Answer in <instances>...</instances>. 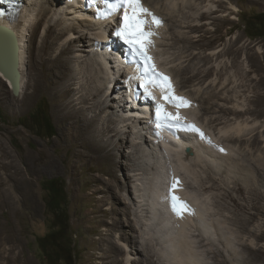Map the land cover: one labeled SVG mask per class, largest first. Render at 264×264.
<instances>
[{"label": "bare ground", "instance_id": "obj_1", "mask_svg": "<svg viewBox=\"0 0 264 264\" xmlns=\"http://www.w3.org/2000/svg\"><path fill=\"white\" fill-rule=\"evenodd\" d=\"M147 1L152 0H142L144 6L148 7L162 21L160 26L152 24L150 27L154 35L150 38L152 44L148 48L149 55L153 58L156 70L170 78L174 94L184 97L189 102L186 107L177 109L172 104H166L161 98L159 89L155 88L149 90L156 100L142 101L140 95L144 94L143 90L135 99L132 90L138 89V84L142 81L134 79L130 72L131 69L120 63L118 55L123 51V44L113 36L114 31L120 26L118 16L122 15L121 12L103 20L95 18L96 9H84L77 0H21V9L15 13L14 17L8 18L0 15V25H4L14 33L18 45L21 88L17 98L23 99V104L26 105L29 99L24 95L25 83L29 81L28 84L31 85L35 93L42 89V78L48 81L50 95L53 97L57 93L56 97L60 99L59 104L56 105L59 110L57 119L67 122L66 132H68L69 138L83 149L75 151L76 157L81 159L85 156H93L108 147H115V149L127 148L128 156L134 158V160L132 159L134 169L131 174L124 176V179H130L133 184L131 186L133 194L131 201L135 208L134 214L137 216L139 227L135 228L129 223L130 210L127 208L125 211L121 210L122 214L126 216L124 222L126 226L121 218L113 219L110 224L111 230L118 229L119 240L128 239L133 245L131 247L134 248V251L133 249L129 250V247H126V250H120L125 253L126 263L143 264L145 261V264H160L163 260L165 264H200L199 257L193 251L192 242H190L192 239L190 238L191 240L188 241L187 233L190 228H194L199 231L198 236L204 237L206 240H210L216 235L222 245L231 248L233 241L231 242L224 236L220 224L211 219L210 208H206L208 204L205 203L208 201L212 203L207 192H213L216 190L215 185H220L219 180L215 179L213 175H218L222 171L221 168L224 167L226 161H232V165L229 167L230 171L225 169L226 171L238 173V176L245 180L244 182L247 181L251 185H255L257 182V173L261 172L259 174L264 175V157L261 162L256 161L260 163L258 164L259 168L253 165L251 156L249 164H239L240 160L235 161V151L233 154V148L229 146V144L237 142L247 144L252 149L255 145L264 142V136L261 134L262 131L264 132V120L257 119V111L250 104L252 101L245 106L233 104L238 98L245 96V86L238 82L234 85L231 75L227 74L229 68L240 66L239 54L242 47L240 45V47H236L239 38H234L228 46L214 49L206 54L205 50L209 47L211 38L208 39L209 37L205 34L195 35L201 31L206 33L204 29L212 23L202 22L204 18L218 14L219 9L224 7V3H230L231 0H206L205 10L199 14L191 13L196 0H167L170 9L166 8L167 13L165 12V14L169 22L184 31L171 30V28V31L168 30L163 17L164 13H161L152 4L155 0L150 2L151 4L145 3ZM196 5L198 7L199 4ZM178 6L179 9H183V13L176 14ZM231 10H235L233 5ZM0 13H2L1 9ZM180 15L183 20L181 19L177 25L179 20L175 18ZM169 43L183 45L182 48L185 51L181 52L177 58L185 64L182 63L179 66L175 64V60L171 59ZM161 49L164 52L163 50L159 51ZM245 49L248 50V46L245 45ZM186 50L190 52L186 53ZM68 54H71V57L65 59L64 56ZM247 55L249 54H246V59H248ZM221 58H231V66L227 63L218 64V66L211 65L213 61L217 62ZM178 59L177 61H179ZM169 65L176 70L178 75H183L181 81L177 82L176 74L168 67ZM123 71L125 74L122 73ZM252 71L248 69L246 74L249 75ZM213 75L215 76L214 81L207 85V88L211 90L205 92V96H201L199 103L205 113L213 114L207 124L213 125L217 130L216 133L209 125L201 124L195 117L193 109H195L197 101L193 99V95L189 94L190 90H185L190 86L188 84H192L191 86L201 85ZM226 75H228V79ZM112 78H114L115 85L111 82ZM260 80L261 78H259ZM0 82L11 92L9 81L1 73ZM111 83L112 86H110ZM257 84L246 88L251 94L253 93L251 97L263 98L256 90L260 88ZM118 88L122 91L109 96V89L117 91ZM197 90L199 91V88ZM157 103L165 104L169 112H179L181 117L187 119L190 124H195L201 130L204 134L203 137L197 132L185 130L179 131L178 138L158 130L153 131V116L156 114ZM112 109L115 110L114 113L107 111ZM258 112L264 114V109ZM86 114H91L92 119H88ZM105 120L108 124L102 126L98 124L99 121ZM117 135L125 137H119L114 143L111 138ZM108 136H110L109 139L103 140V137L108 138ZM121 155L123 156V154ZM10 164L12 177L17 173L20 174L16 160L12 159ZM147 173L150 174V177L142 176ZM174 178L178 179L181 185L176 194L186 201L191 209V212H185L182 216L173 212L169 199V188ZM222 182L224 184V181ZM193 183H197L202 197L200 194L194 193L195 190H188ZM112 186L114 187V185ZM228 187L234 190L242 189L234 181ZM106 189H111V186H107ZM249 189L247 190L251 194L257 193L254 186ZM121 190H126V188L120 187L116 191L118 203L121 200ZM221 194V196L218 194L219 196L215 197V203L218 206L221 205V201L230 196L226 192ZM251 200L254 199L248 201L250 208L236 200H231L233 204L230 209L237 212L231 220L237 225L239 224L250 237L262 241L264 240V230H262L264 218L262 220L261 217L264 216V209L256 207ZM256 218L262 220L263 225L255 228L253 222ZM148 226H152L154 229L151 240H146L143 237V235H147L145 232L149 229ZM135 229L139 230L143 237V242L140 245L139 237L137 238L133 234V230L137 231ZM237 230L240 229L237 228ZM152 240L156 244H162L160 250L158 246V249L156 245L154 247ZM243 246L248 255L247 258L244 256L247 264H254V262L264 264V247L248 243ZM114 248L118 252L119 247L114 246ZM131 253L144 255V260L131 258ZM154 257L156 261L153 260ZM9 258L10 255H8L7 261L12 262ZM226 263L222 259L216 260V264Z\"/></svg>", "mask_w": 264, "mask_h": 264}, {"label": "rangeland", "instance_id": "obj_2", "mask_svg": "<svg viewBox=\"0 0 264 264\" xmlns=\"http://www.w3.org/2000/svg\"><path fill=\"white\" fill-rule=\"evenodd\" d=\"M205 1L196 0L191 13L196 12L199 14L204 11V6L207 5ZM150 2H153V0L145 3ZM154 3H152L153 6L155 5L161 13L165 14L167 9H170L167 0H155ZM196 4H199L198 7ZM232 5L235 10H231ZM176 10V14L183 13V9H179V6ZM219 10L218 14L205 17L202 21L208 24L212 23L204 29L206 33L201 31L195 33V35L205 34L209 37L208 39L211 38L210 45L205 50L206 54L214 49L228 46L234 38H239L236 47H242L239 54L240 66L229 68L227 74L231 75L234 85L238 82L245 86V96L238 98L236 102L233 101L235 102L233 104H243L245 106L252 101L250 104L257 111V119L264 120V114L258 112L264 109V0H231L230 3H224V7ZM164 14L167 29L180 31V27L173 26V23L171 22V24L167 15L164 16ZM175 19L179 20L177 21L178 25L182 17L180 15ZM190 34L193 35L194 33ZM166 42L168 43V41ZM181 45V43H177L169 48L171 59L175 60V64L179 66L183 62L177 57L185 51L182 48L183 45ZM245 45L248 46V50L245 49ZM162 48L164 49V47ZM188 52L190 51L186 53ZM246 54H249L247 55L248 59H246ZM70 57L71 54L64 56L65 59ZM230 59L221 58L217 62L213 61L211 65L218 66V64L227 63L231 66ZM170 69L176 74L177 82L181 81L183 75H178L173 67H170ZM248 69L253 70L249 74L250 76L253 75L251 76L253 79L246 74ZM228 75H226L227 79ZM214 78V75L211 76V80L208 79L207 82H204L205 84L201 83V85L191 86L192 84H188L190 86L185 90H190L191 93L188 91L189 94L193 95V99L197 101L195 109H193L195 117L201 124L209 125L216 133L217 130L214 129V126L210 123L207 124L208 121L210 122L208 119L213 114L211 112L205 113L200 108L199 103V99L205 96V92L211 90L207 88V85L214 81ZM259 78H261V83ZM28 83L29 81L25 83L24 95L29 99V102L25 105L23 99L20 100L14 97L0 82V264H48L46 257L49 258L52 254L50 250L43 251L39 248L37 238L49 233L53 227L55 229L57 222H61V225H67L66 235L71 242L70 255L73 264H127L125 253L120 250H126V247H129V250L132 251L133 249L134 251V248L131 247L132 243L128 239L119 240L118 229L111 230L110 224L113 219L118 218H121L124 223L126 216L122 214V211L127 208L130 210L129 223L135 228L139 227L137 216L134 214L135 208L131 201V197H133L131 186L133 184L130 179H124V176L131 174L134 169V158L128 156L127 152L129 150L127 148L115 149V147H108L103 152L93 156H85L81 159L76 157L75 151L83 149L69 138V134L66 132L67 122L57 119L59 110L56 105L60 101L56 97L58 96L57 93L53 97L50 95L49 82L43 80V78L41 79L42 89L35 93ZM255 83L259 85L260 88L256 90L263 98L256 95V97H251L253 93L251 94L247 90V86L250 88V85L255 86ZM109 91V96L115 93L112 89H109ZM233 104L230 103V105ZM107 111L114 113L115 110ZM86 116L88 119H92L91 114H86ZM98 124L102 126L108 123L105 120L99 121ZM261 134L264 136L263 131ZM119 137L124 138L125 136L117 135L111 139L115 143ZM109 138L110 136L108 138L103 137V140ZM229 146L233 148V154L235 151V158H233L236 162L240 160L239 164L247 165L253 157V165L258 167L260 163L257 162L263 160L264 142L255 145L252 149L247 144L237 142L231 143ZM12 159L16 160L20 172V174L17 173L13 177L10 164ZM231 162L226 161L224 163L225 168H221L222 171L218 174L219 176L212 174L215 179L219 180L220 185H215L216 190L213 192H207L212 203L206 201L205 204H208L206 208H210L211 219L218 222L224 236L230 239L231 242L233 241L232 246L226 248L224 244L222 245V242L220 243L216 235L210 240H206L204 237L198 236V230L190 228L187 238L188 241L192 239L190 242H192L193 251L199 257L200 264H216L218 259L224 260L227 262L226 264H244L246 263L245 257H248L244 251L246 250L243 246L245 243L259 244L264 247V240L257 241L253 239L241 229L239 224L232 222L231 218L237 212L230 209L233 204L231 200H236L250 208L249 199H254L251 201L254 202L256 207L264 209V175L259 174L261 172L257 173L258 179L255 182V185L257 184L255 187L247 181L244 182L245 180L238 176V173H230L225 170L230 171ZM236 162L233 161V163ZM142 176L150 177V174L147 173ZM222 181H224V184ZM233 181L242 189L234 190L228 187ZM107 186H111V189H106ZM252 186H254L257 193L254 194L253 192L251 194L248 191ZM120 187H125L126 190H121V200L118 203L116 191ZM197 187V183H193L188 190H195L193 192L201 196V192ZM51 189L53 198L50 200V206L57 207L56 212L48 207L49 194L51 193L48 190ZM220 191L221 193H229L230 196L221 201V205L218 206L215 203V197L222 195ZM261 218L263 220L264 216ZM257 219L253 222L255 228L263 225L262 220ZM124 225L126 226V223ZM148 227L150 230L148 229L149 231L145 232L147 235H143V237L146 240H151L154 229L152 226ZM237 228L240 230H237ZM262 230H264V227ZM133 234L137 238L139 237V245L142 244L143 237L140 231L133 230ZM153 242L154 247L156 245L160 250L162 244H156L152 240ZM114 246L119 247V250H117L119 253L116 252ZM8 255H10L9 259L12 262L7 261ZM131 258L144 260V255L131 253ZM153 260L156 261V258L154 257ZM143 264H145V261ZM160 264H165V262L162 260ZM254 264H259V262H254Z\"/></svg>", "mask_w": 264, "mask_h": 264}, {"label": "snow or ice", "instance_id": "obj_3", "mask_svg": "<svg viewBox=\"0 0 264 264\" xmlns=\"http://www.w3.org/2000/svg\"><path fill=\"white\" fill-rule=\"evenodd\" d=\"M0 2H3V0H0ZM90 3L102 5L97 11V15L101 19H109L118 12L122 13L120 26L117 28L115 35L124 41L131 55L138 58L136 66L139 75L134 77V79L142 81L139 87L143 89L144 94L148 98L156 100V97L149 89H159L161 98L166 104H172L177 109L188 106L189 102L184 97L174 94L170 78L156 70L153 58L148 52V48L152 44L150 38L154 35L150 27L152 24L160 26L162 23L161 19L148 7H145L142 0H90ZM148 17L151 19H147ZM155 120L157 128H174L197 132L201 137L204 135L195 124L184 123V118L180 116L179 112H169L165 104H156ZM180 186V181L174 178L169 188L171 207L173 212L178 216H182L185 212H191L187 202L176 194Z\"/></svg>", "mask_w": 264, "mask_h": 264}, {"label": "water", "instance_id": "obj_4", "mask_svg": "<svg viewBox=\"0 0 264 264\" xmlns=\"http://www.w3.org/2000/svg\"><path fill=\"white\" fill-rule=\"evenodd\" d=\"M0 73L10 83L11 94L20 95V71L18 59V45L14 33L0 25Z\"/></svg>", "mask_w": 264, "mask_h": 264}, {"label": "trees", "instance_id": "obj_5", "mask_svg": "<svg viewBox=\"0 0 264 264\" xmlns=\"http://www.w3.org/2000/svg\"><path fill=\"white\" fill-rule=\"evenodd\" d=\"M53 182V181H50ZM59 189V188H58ZM50 193V198L48 200V207L50 206V200L53 198L52 189L48 190ZM54 212L57 211V207H51ZM58 214V213H57ZM56 214V215H57ZM58 217V215H57ZM61 222H57L56 228L45 234L42 237L37 238V244L39 248L43 251L50 250L52 256L46 257L48 259V264H73L70 255L71 242L69 241L67 232V225H61ZM55 226V225H54Z\"/></svg>", "mask_w": 264, "mask_h": 264}]
</instances>
